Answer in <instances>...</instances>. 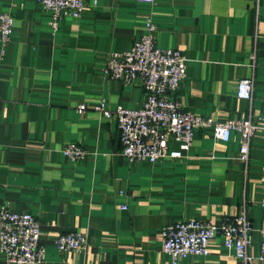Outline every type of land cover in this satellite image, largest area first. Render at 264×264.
I'll list each match as a JSON object with an SVG mask.
<instances>
[{"label":"crops","instance_id":"crops-1","mask_svg":"<svg viewBox=\"0 0 264 264\" xmlns=\"http://www.w3.org/2000/svg\"><path fill=\"white\" fill-rule=\"evenodd\" d=\"M84 1L81 16L64 17L54 32L36 0H0V12L14 19L0 61V206L38 219L41 264H237L219 233L209 255L174 263L161 250L160 232L189 219L219 224L242 210L253 226L249 251L258 255L264 128L252 136L246 163L238 135L220 141L211 127L195 130L180 158L129 161L115 122L94 106L144 101L139 82L108 79L101 68L109 53L140 38L150 17L157 46L187 58L174 93L186 110L263 125L256 117L264 115V0ZM250 77L251 100L236 98L237 82ZM72 142L87 150L83 160L61 153ZM76 230L85 233V248L59 251L54 236ZM0 264L15 263L0 253Z\"/></svg>","mask_w":264,"mask_h":264},{"label":"built area","instance_id":"built-area-1","mask_svg":"<svg viewBox=\"0 0 264 264\" xmlns=\"http://www.w3.org/2000/svg\"><path fill=\"white\" fill-rule=\"evenodd\" d=\"M137 1L154 3V0ZM36 2L49 13V25L54 32L61 19L80 17L85 8L84 0ZM13 22L11 14L0 12V61L12 34ZM155 31L156 25L148 17L140 38L127 50L109 53L101 68L104 77L127 85L139 82L145 91V99L137 108L122 105L109 108L104 100L94 106V110L115 122L121 154L129 161L146 160L150 163L180 158L191 146L195 130L211 127L215 138L220 141H229L234 133L238 135V158L246 163L250 140L257 129L264 128V124L251 119L217 122L186 110L174 93L186 77L187 58L178 49L157 46ZM252 93L251 77L237 82L236 98L249 101ZM85 109V105L78 107L79 112ZM256 118L264 123V115ZM172 143H176V148ZM61 153L71 161L83 160L88 154L84 147L74 142L63 147ZM260 206L264 209V193ZM252 231V223L243 210L233 217H224L219 224L196 219L176 221L161 230V250L174 263L187 256L206 257L212 240L219 233L222 246L233 253L237 264H260L264 260V229L260 230L258 255L249 251ZM40 235V223L33 214L0 206V253L7 262L41 264L45 247ZM53 242L59 251L78 252L85 248L86 235L78 230L57 233Z\"/></svg>","mask_w":264,"mask_h":264}]
</instances>
